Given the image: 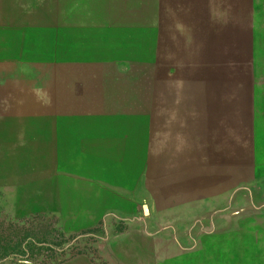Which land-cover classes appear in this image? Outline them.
<instances>
[{"label":"rangeland","instance_id":"obj_1","mask_svg":"<svg viewBox=\"0 0 264 264\" xmlns=\"http://www.w3.org/2000/svg\"><path fill=\"white\" fill-rule=\"evenodd\" d=\"M125 134H150V257L264 264V0H0V264L145 261L84 180L136 167Z\"/></svg>","mask_w":264,"mask_h":264},{"label":"crops","instance_id":"obj_2","mask_svg":"<svg viewBox=\"0 0 264 264\" xmlns=\"http://www.w3.org/2000/svg\"><path fill=\"white\" fill-rule=\"evenodd\" d=\"M85 126H88V122H85L84 127ZM63 130L65 131V126H63ZM78 132V134H72L71 131H69L68 134H60L62 148H64L67 143L68 148H71L72 142H76L77 148H81L84 150V153L88 155V146L91 147L90 143L88 144L91 139L90 134L88 131L84 130ZM51 135V140H53V134ZM125 135L126 138L128 136H130V138L134 136L140 141L138 144L139 152L136 153V157L139 159L136 164L134 163L136 167L133 169V167L126 166L118 170L117 173L119 175L117 177L109 175L100 179H97L94 174L96 173V171H94L96 168H93V170L87 169L84 172V180L92 190L89 195V203L98 206L97 209H99L100 212L99 220L108 221L114 227L111 231L115 233V236L121 237L126 242L132 243V250L135 251V253L144 252V255H146L144 262L143 260H133L132 256L130 260L131 264H145V262L149 261H153V263L149 262L148 264H158L156 256H149V249H153L151 252H158L160 249L157 248L158 246L166 247V245L164 246L161 244L164 243L162 236H159L157 233L158 231L150 232V230L147 229L148 219L144 218L145 220L143 222L142 218L136 217V213L138 212L136 211V206L144 205L145 203L149 206V204L152 203L149 201L153 191L149 161L150 134ZM65 141L67 143H65ZM94 148L95 144L91 149ZM149 210L150 214L152 213L154 215L150 220L155 221V219H157L155 216L156 214H154L156 206L153 208L149 206ZM135 240L138 244H134ZM149 241H151V245ZM176 247L178 248V252L185 254L186 252H193L192 248L194 246H191L192 248H186L183 244H179Z\"/></svg>","mask_w":264,"mask_h":264},{"label":"water","instance_id":"obj_3","mask_svg":"<svg viewBox=\"0 0 264 264\" xmlns=\"http://www.w3.org/2000/svg\"><path fill=\"white\" fill-rule=\"evenodd\" d=\"M143 212H144V215L146 216L150 214L149 206L147 203L143 205Z\"/></svg>","mask_w":264,"mask_h":264}]
</instances>
